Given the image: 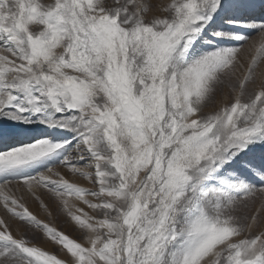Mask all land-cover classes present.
<instances>
[{"label":"snow or ice","instance_id":"obj_1","mask_svg":"<svg viewBox=\"0 0 264 264\" xmlns=\"http://www.w3.org/2000/svg\"><path fill=\"white\" fill-rule=\"evenodd\" d=\"M262 66L264 0H0V262L264 264Z\"/></svg>","mask_w":264,"mask_h":264},{"label":"rangeland","instance_id":"obj_2","mask_svg":"<svg viewBox=\"0 0 264 264\" xmlns=\"http://www.w3.org/2000/svg\"><path fill=\"white\" fill-rule=\"evenodd\" d=\"M47 2H51V0H47ZM164 2H167V0H164ZM264 68V66H262ZM224 102L231 103V97L228 94V90L225 88L221 90L214 102L209 106V108L205 109L206 112H212V111H218L220 107H222ZM87 186V185H86ZM12 187V192L19 197L21 195L20 191L16 189L15 186ZM29 210L32 211L34 214L38 216L41 220H43L45 223H48L50 226L57 228L59 231L64 232L66 235H69L70 237L80 240L81 239V232L73 225V223L70 221V218L67 217L66 214L62 213L59 210V207H57L54 210H50L52 212L51 215H49V212L42 209L39 205L38 201H35L33 198L29 197L27 194H25V201ZM261 200H257L256 207H260ZM82 207H85V211H88L86 206L81 205ZM0 218L5 219L12 225V231L14 235L19 236L21 233V230L19 229V225L21 222L15 220L10 216V214H7L5 210L3 209L2 204H0ZM27 231V238L33 239V232H36L35 236V243L42 247L43 249L53 253L57 254L58 256H62L63 254L60 252V248L55 245L54 243L50 242L46 237L43 236L42 233H39L38 230L32 229L30 226L26 227L24 229ZM2 264V262H0Z\"/></svg>","mask_w":264,"mask_h":264}]
</instances>
